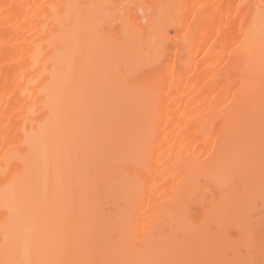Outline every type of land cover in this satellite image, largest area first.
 Here are the masks:
<instances>
[{"label": "bare ground", "instance_id": "obj_1", "mask_svg": "<svg viewBox=\"0 0 264 264\" xmlns=\"http://www.w3.org/2000/svg\"><path fill=\"white\" fill-rule=\"evenodd\" d=\"M262 4L0 0V264L264 263ZM236 177L227 219L255 238L214 263L194 228Z\"/></svg>", "mask_w": 264, "mask_h": 264}, {"label": "rangeland", "instance_id": "obj_2", "mask_svg": "<svg viewBox=\"0 0 264 264\" xmlns=\"http://www.w3.org/2000/svg\"><path fill=\"white\" fill-rule=\"evenodd\" d=\"M130 1H137V2L139 1V3H141V1H143V0H130ZM235 179H236V180H235ZM237 179H240L241 183H240V181L237 180ZM232 180H233V179H232ZM234 180H235V182H237V181H239V182H238V183H235V182L232 183V181H231V183H228V186H229L228 189H230V192H232V193L229 192V193L227 194V190L225 189V187H223V186H219L220 188H221V187L223 188L222 191H224V194H225L224 196H226V197H224L225 200H224V198H223L222 201L220 202V204L223 203V205H222V206H223V207H222L223 209H221V206L218 207V208L221 209V210L219 209V210H220L219 212L221 213V215H217V216L215 215V216H212V217H213V219H216V220L219 219V218L217 219V217H221L220 219L223 218V221H224L223 223H222L221 220H218V222H215L216 220H213L211 217H210V219H209V217H208V216H209V213L211 214L212 209H213L214 214H215V210H214V209H216V208H215V207L213 208V206H215V204H213L211 207H210V205H209V207H210L209 210H206V207H203V206H204V203L208 201V199H209L208 197H209L210 195H212V193H213V196H214V194L218 195V193H217L216 191H214L216 188H215V189L213 188L214 190L212 189L213 185H212L211 189H210V188H209V190H206V189H205V194L208 193V194L205 196V199H204L205 202H204L203 199H202L203 202H202L201 199H200V198H204V195H205V194H201V193H199V194H201V195H199V194L197 193L199 196H196L197 194H196V195L194 194V195H195V196H194L195 198L192 199V200L195 201V202H196L197 200L201 201V202H198V203H199V206H198V203L195 204V203L193 202V204H192L193 207H189V208H191V212H190L191 215H189V216H190V217H189V218H190L189 220L192 219V221H193L194 223H196V224H194V225H198V224H199L198 222H199L200 219H201V221H203L204 219H207V218L209 219V221L206 220L205 223H203V224H199L200 226L198 225V227L194 228V229H195V231H194V235H193V236H194V239H196L195 241L197 242V245H198V244H201V243H202V244L199 245V246H201V247H199V246L196 247V245L192 244L191 247L195 248V251L192 249L193 253L195 252L196 254H201V252H202L201 249L204 248L203 251L205 250L204 253L207 254V253H208L207 250H208L209 248H211V247H206V246L204 245V243H205V244H208V243H206V242L211 243V245H210V244H208V245L213 247V251H214V252H215V245H217V248H216L217 250L219 249V245H221V244L224 245V247L221 248L220 251H218V252L220 253V255L217 254L219 257H216V259L214 258V263L216 262L215 260H217V259H218V260H217V263H218L219 260L222 259L221 256L225 258V256H224L225 254H226V257H227L225 260L228 259V262H229V263L232 262L233 259H234L235 257L238 256V253H240V254H239V255H241L240 257L243 258V257H244V253H243L244 249H242V246H243V245H242V242L245 241L247 234H250L251 237L253 236V238H255V237H254L255 235H253V233H250V232H248L247 234L245 233L246 236H243V235H244V230H245V229L241 228L240 225L233 224L234 222L232 223V221L230 220V218L227 219V217H228L227 215H232V212L230 213L229 210H228L229 207H230V205H229V207H227V206H228V202L230 201V200H227V198L230 196V194H233V195L236 196V197L234 196L235 198H239V199H241L240 197H243V196H244V193H243V192H245V190H244V191H241V195H242V193H243V196L240 195V197H238L239 194H240V193H239V192H240L239 190H241L242 188H245V187H243V186H246V184H244V183L242 182L241 177H236V178H234ZM260 181H261V180H260ZM262 182H263V181H262ZM209 183H211V182H209ZM209 183H208V184H209ZM239 183H240V184H239ZM211 184H212V183H211ZM241 184H242V186H240ZM263 184H264V182H263ZM263 184H262V185H263ZM205 185H206V184L203 183V186H205ZM209 185H210V184H209ZM201 186H202V184L200 185L199 190L203 192V190L200 189ZM225 186H226V185H225ZM228 186H227V187H228ZM205 187H206V186H205ZM216 187H217V186H216ZM232 187H233V188H232ZM239 187H240V188H239ZM234 188H235V189H234ZM237 188H238V189H237ZM263 188H264V187H263ZM203 189H204V188H203ZM210 191H212V193H211ZM235 191H236V192H235ZM260 191H261V189H260ZM209 192H210V193H209ZM237 192H238V193H237ZM245 193L247 194V191H246ZM261 193H262V191H261ZM220 194H221V193H220ZM263 194H264V193H263ZM208 195H209V196H208ZM216 195H215L214 197H216ZM227 195H228V196H227ZM233 195H231V197H233ZM237 195H238V196H237ZM247 195H248V194H247ZM245 196H246V195H245ZM245 196H244V197H245ZM261 196H263L262 199L264 200V195H261ZM206 197H207V198H206ZM212 198H213V197H212ZM229 198H230V197H229ZM229 198H228V199H229ZM235 198H234L235 201L233 200V201H230L229 203H236L238 200H236ZM259 198H260V200H262L260 196H259ZM259 198H258V199H259ZM206 199H207V200H206ZM210 199H211V198H210ZM213 199H215V198H213ZM230 199L232 200V198H230ZM258 199H257V200H258ZM255 200H256V199H255ZM260 200H259V201H260ZM263 200H262V201H263ZM227 201H228V202H227ZM253 201H254V200H253ZM262 201H261V202H262ZM210 202H211V201H210ZM226 202H227V203H226ZM191 203H192V201H191ZM191 203H190V204H191ZM201 203H202V204H201ZM211 203H215V201L213 200V202H211ZM256 203H258V202L256 201ZM208 204H209V203L207 202V203H206V206H207ZM217 204H218V203H217ZM258 204H259V203H258ZM258 204H257V206H258ZM192 205H191V206H192ZM202 205H203V206H202ZM252 205H253V204H252ZM231 206H233V205H231ZM254 206H256V204H255ZM257 206H256V208H257V210H258L259 206H258V207H257ZM263 206H264V203L262 202V207H263ZM202 207H203V208H202ZM225 207H226V209H225ZM252 207H253V206H252ZM195 208H198V209H195ZM204 208H205V209H204ZM200 209H201V210L203 209V211H207V213H206V212L204 213V215H205V214H207V215L204 216V215L202 214L203 212H202ZM189 210H190V209H189ZM217 210H218V209H217ZM217 210H216V211H217ZM227 210H228V212H227ZM213 211H212V213H213ZM230 211H231V209H230ZM255 211H256V209H255ZM258 211H262V210L259 209ZM263 211H264V210H263ZM226 212H227V213H226ZM256 212H257V211H256ZM256 212L254 213L255 215H256ZM193 213H194V214H193ZM217 213H218V211H217ZM220 213H219V214H220ZM252 213H253V212H252ZM252 213H251V215H250L251 217L254 216ZM257 213H258V212H257ZM192 214H193V217H192ZM262 214H264V213H262ZM262 214H260V215L262 216ZM194 215H195V216H194ZM201 215H202V216H201ZM252 215H253V216H252ZM258 215H259V214H258ZM260 215L258 216L259 218H256L257 216H255V218L257 219V221L260 220V217H261ZM232 216H233V215H232ZM251 217H250V219H253V220H254V217H253V218H251ZM262 217H264V215H263ZM256 219H255V221H256ZM263 219H264V218H262V220H263ZM195 220H196V221H195ZM197 220H198V221H197ZM253 220H252V223H254ZM262 220H260V221L262 222ZM201 221H200V223H202ZM212 221H213V222H212ZM220 221H221V222H220ZM260 221H259V223H261ZM219 222H220V223H219ZM256 223H257V222H256ZM257 224H258V223H257ZM257 224H256V225H257ZM262 224L264 225V222H263ZM206 225H207V226H206ZM259 225H260V227H262L261 224H259ZM239 227H240V228H239ZM257 227H258V226H257ZM197 228H198V230L196 231ZM202 228H203V230H202ZM204 228H205V229H204ZM259 229H260V228H259ZM199 230L202 232V234H201V232H200ZM262 230H263V231H261V232H260L259 230H258L259 232L257 231L258 233L256 232V233H257L256 238H257V237H259V238L255 239L258 243L255 244L254 247H255V246L257 247L258 244H260V246H263V245H264V242H263L264 240H262V239H264V233H263V232H264V227L262 228ZM198 231H199V232H198ZM255 231H256V230H255ZM196 232H197V233H196ZM207 232H208V233H207ZM195 233H196V234H195ZM199 233H200L201 235H200ZM259 233H260V235H259ZM203 234H204V235H203ZM205 234H206V235H205ZM195 235L203 237V239H201L202 241H201V240L198 241L197 238H195ZM208 235H210V237L207 239L206 237H208ZM241 235H242V236H241ZM261 236H262V237H261ZM201 237H200V238H201ZM198 238H199V237H198ZM210 238H212V239H210ZM240 238H241V240H242L243 238H245V239H244L243 241H240ZM253 238H251V239H253ZM260 238H261V239H260ZM194 239H192V240H194ZM204 239H205V240H204ZM203 240H204V241H203ZM195 241H194V242H195ZM223 241H224V242H223ZM259 241H260V242H259ZM192 242H193V241H192ZM196 242H195V243H196ZM221 242H222V243H221ZM225 242H226V244H225ZM245 242H246V241H245ZM218 243H221V244H218ZM240 243H241V245H240ZM243 244H244V243H243ZM262 244H263V245H262ZM203 245H204V247H203ZM237 245H238V246L240 245L239 248H238ZM227 246H229V249L227 248ZM230 246H231V247H230ZM233 246H235L236 248H234ZM258 246H259V245H258ZM260 246H259L258 249H259V251L261 250V253H263V251H264V250L262 251V248H263V247L260 248ZM245 247H247V246H245ZM256 247H255V248H256ZM206 248H208V249H206ZM230 248H231V249L234 248L236 252H235V251L233 252V249L230 250ZM240 248H241V250H240ZM258 249H255V250L258 251ZM209 250H210V249H209ZM229 250H230V251H229ZM245 250H246V249H245ZM210 251H211V250H210ZM213 251H211L210 255H211V254H214ZM227 251H228V252H227ZM231 251H232V252H231ZM239 251H240V252H239ZM241 251H242V253H241ZM218 252H217V253H218ZM204 253L202 252V254H204ZM228 253H229V254H228ZM247 253H248V252H247ZM255 253H257L256 256H258V258H261V255H262L261 253H260V255H259L258 252H256V251H255ZM205 254H204V255H205ZM227 254H228V255H227ZM245 254H246V251H245ZM204 255H203V256H204ZM207 256L209 257V255H207ZM234 256H235V257H234ZM208 257L204 258V261H205V262L208 261V260H207V259H209ZM232 257H233V258H232ZM198 258L200 259V257H198ZM212 258H213V257H212V255H211V259H210V260H212ZM220 258H221V259H220ZM245 258H246V256H245ZM245 258H243V260L241 259V260L239 261V263H242V261H244L243 264H245V262L247 261V264H248V262H249L248 257L246 258V260H245ZM256 258H257V257H256ZM257 260H258V259H257ZM201 261H202V259H201ZM259 261H260V262H256V261H255V262H252V264H264V263H262L261 260H259ZM198 262H199V261H198ZM220 262H221L220 264H222L223 260H221ZM224 262H226V261H224ZM233 262H234L233 264H236V263L238 262V259H235V261H233ZM202 263H203V262H202ZM226 263H227V262H226ZM226 263H225V264H226ZM197 264H199V263H197ZM210 264H211V263H210ZM212 264H213V263H212ZM227 264H228V263H227Z\"/></svg>", "mask_w": 264, "mask_h": 264}, {"label": "snow or ice", "instance_id": "obj_3", "mask_svg": "<svg viewBox=\"0 0 264 264\" xmlns=\"http://www.w3.org/2000/svg\"><path fill=\"white\" fill-rule=\"evenodd\" d=\"M6 7H11V6H6ZM111 7H118V9L120 11H118V16H119V20H118V23L122 26H124V28L127 30V31H134V32H139L140 29L139 27L137 26V24L134 22L135 18L133 17L132 13H131V10L133 8H136L137 5H134V4H121L119 6H111ZM141 8H143L144 6H139ZM259 18H260V21H261V24L264 25V4H262L259 8ZM255 19L256 17L253 16L252 18V24L254 25L255 23ZM251 27L252 25H250V30H251ZM262 126H264V113H262ZM25 143H28V141L26 140ZM5 163H9V159H8V156L6 155L5 156ZM10 167L9 168H5L4 169V175H5V179H7L8 177V174L10 172ZM13 179H15V177H13ZM262 192H264V188H262Z\"/></svg>", "mask_w": 264, "mask_h": 264}]
</instances>
